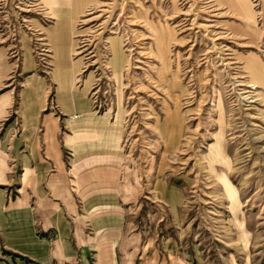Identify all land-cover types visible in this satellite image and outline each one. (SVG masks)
Masks as SVG:
<instances>
[{
    "label": "rangeland",
    "instance_id": "rangeland-1",
    "mask_svg": "<svg viewBox=\"0 0 264 264\" xmlns=\"http://www.w3.org/2000/svg\"><path fill=\"white\" fill-rule=\"evenodd\" d=\"M56 1L0 0V264H264V0Z\"/></svg>",
    "mask_w": 264,
    "mask_h": 264
},
{
    "label": "crops",
    "instance_id": "crops-1",
    "mask_svg": "<svg viewBox=\"0 0 264 264\" xmlns=\"http://www.w3.org/2000/svg\"><path fill=\"white\" fill-rule=\"evenodd\" d=\"M59 9V8H57ZM50 14V11H49ZM57 25H60L62 22L60 20H57ZM249 58L245 59L244 62V68L247 72H249L250 76H251V82H253V84H259L261 83L262 85H264V73L263 70H261L262 68V64L259 62L258 58L255 56V54H251L249 55ZM117 62V61H116ZM115 63V61H114ZM1 70L2 67L0 66V74H1ZM108 161L110 163H113L114 165L118 166V164H115L114 160L107 158ZM108 174L110 175L109 178H111V181H114L115 186H118L116 183V179H115V171L114 169L108 170Z\"/></svg>",
    "mask_w": 264,
    "mask_h": 264
},
{
    "label": "bare ground",
    "instance_id": "bare-ground-1",
    "mask_svg": "<svg viewBox=\"0 0 264 264\" xmlns=\"http://www.w3.org/2000/svg\"><path fill=\"white\" fill-rule=\"evenodd\" d=\"M58 1H56V0H51V4H53V6H51V7H53V10L55 11V14H57V11H56V9L55 8H57V5L58 4H56ZM87 4H88V0H84V1H75L73 4H72V9H79L80 7H86L87 6ZM47 6L48 7H50V5L49 4H47ZM61 11V10H60ZM113 44H114V46H115V42L113 41L112 42ZM113 53H114V56H115V67L113 68V69H121L122 68V66H123V64H124V57H123V51H122V49H121V47L120 46H117L116 48L115 47H113ZM117 61V62H116ZM114 66V65H113ZM255 85V84H254ZM252 85H249L248 87H251ZM222 136L220 135L219 137H217V139H216V141H217V149H219L218 151H213V154H215L216 156H217V158H222V156L223 157H225V154H224V152H223V150H222V148H221V145H220V142H221V140H222V138H221ZM221 149V150H220ZM223 152V153H222Z\"/></svg>",
    "mask_w": 264,
    "mask_h": 264
}]
</instances>
